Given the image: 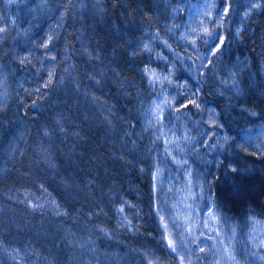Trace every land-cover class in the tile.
I'll use <instances>...</instances> for the list:
<instances>
[{
	"label": "trees",
	"instance_id": "16d2710c",
	"mask_svg": "<svg viewBox=\"0 0 264 264\" xmlns=\"http://www.w3.org/2000/svg\"><path fill=\"white\" fill-rule=\"evenodd\" d=\"M184 4L185 0H71L65 11L60 0H27L11 8L0 0L7 28L0 41V264H145L142 255L149 249L165 259L149 170L156 163L164 176L176 175L177 169L170 163L165 167L156 151H150L154 137L143 127V113L156 97L142 69L166 72L175 61L174 78L190 75L186 65L192 62L181 64L162 43L167 40L181 56L192 54L178 41L189 18ZM177 7L183 11L173 19ZM234 10L224 29L227 51L214 69L209 67L213 74L201 77L200 92L202 107L219 113L223 128L216 129L218 134L233 139L223 148H198L188 160L193 179L204 185L200 206L209 196L216 201L228 223L238 226L236 246L241 248L248 237L240 227L249 216L264 219V156L249 155L253 149L246 152L236 146L243 130L256 133L264 125V10L243 18L238 0ZM174 23L180 28L167 32ZM237 28H242L239 37ZM50 30L58 36L57 59L45 60L41 68L42 51L34 45ZM156 33L161 39L151 41L152 53L139 48ZM28 50L31 62L20 63ZM157 53L167 56L168 63L157 59ZM48 63L57 64L56 74L53 84L43 88L40 80L47 82ZM222 79L227 86L219 83ZM253 111L258 115H250ZM202 116L206 113L193 109L185 118L194 136L207 128ZM194 121H201L200 128ZM186 179L181 175L173 184L179 188ZM167 184L166 180L160 200L174 195L167 192ZM121 200L135 206L126 208V214L138 231L117 227L115 211ZM53 202L69 215H57ZM36 204L42 207L34 209ZM93 208L108 216L103 221L89 217ZM99 222L114 232L113 239L89 231ZM89 240L94 251L81 247ZM13 250L19 251L16 258L10 255ZM248 250L264 254L252 244ZM197 264H209V259Z\"/></svg>",
	"mask_w": 264,
	"mask_h": 264
},
{
	"label": "snow or ice",
	"instance_id": "6c2138e0",
	"mask_svg": "<svg viewBox=\"0 0 264 264\" xmlns=\"http://www.w3.org/2000/svg\"><path fill=\"white\" fill-rule=\"evenodd\" d=\"M9 8L26 3L27 0H3ZM61 4L66 6L71 0H60ZM82 2V0H81ZM239 7L244 10L243 18H248L253 10H264V0H238ZM47 0H41V4H46ZM237 0H198V3L192 4L191 0H185L184 7L188 8V19L184 23L181 35L178 41L182 42V47L187 52L191 49V55L181 56L179 52L173 50L172 44L167 40H162L164 46L173 52L176 60L184 64L185 60L191 61L186 65L187 72L190 74L187 78H174L176 76L175 61H173L166 72L157 71L151 67L142 69L146 77V82L152 89L155 99L151 102L147 111L143 113V127L150 131L154 137L152 140V149L156 151L157 156L162 162L174 165L177 169L176 175H163V169L159 163L154 164L153 169L149 170L152 180V191L157 197L154 203V211L158 220L160 231V240L168 250L171 260L174 264H197L204 259H209V264H241V257L244 264H264V254L260 251H249L248 244L255 248L264 250V219L255 216H249L247 222L240 227V231L248 237V243L243 247L237 248V227L228 223V218L223 216L219 205L209 196L207 202L200 206L199 201L204 200V185L199 180L193 179L192 165L189 163L188 156L196 155L198 148H208L213 150L223 148L232 136L219 133L216 129H222L223 125L219 123L217 113L214 107H202L200 102V92L202 89L201 77L212 75L209 67H216V63L221 60L227 51L224 29L227 23H231V14L234 13V4ZM183 11V7L173 9V19ZM61 21L63 14L61 15ZM4 16L0 15V41L4 39L2 35L7 31L4 26ZM15 24V20L9 21ZM59 26V25H58ZM180 28L179 24H172L167 27L169 33L175 32ZM242 28H237L235 36L239 37ZM58 39L55 31H49L44 34L43 39L34 45V49L42 51L39 57L41 68L45 67V60L55 62L57 57L55 53V41ZM159 33L153 34L147 41L142 40L139 48L148 53L153 52L151 46L152 40H160ZM204 49L202 51L201 49ZM135 54V53H133ZM32 50H28L26 55H22L20 63L31 62ZM157 59L168 63V57L161 53L156 54ZM215 58V60H213ZM197 61L199 63H197ZM243 66L241 62V67ZM56 63L46 65V80H40L43 88H49L53 84L56 74ZM67 70V69H65ZM102 77V74H100ZM235 86L234 74H230ZM195 80V84L191 80ZM99 79L96 83L99 84ZM63 83V80L60 81ZM220 84L228 85L227 80H220ZM36 91H40L37 88ZM223 94V93H221ZM193 109L198 112H205L206 116L201 117V121L207 124V128H200L201 121H194L193 126L200 128L196 135L185 123V118L193 115ZM250 115H258L251 112ZM177 123L180 128H177ZM181 129H183L181 131ZM179 133V134H178ZM48 133H45L47 135ZM210 142V143H206ZM237 147L243 151H248L249 155L264 156V125L256 133L248 129L243 130L240 139L237 140ZM144 171V169H140ZM236 172L235 167L232 168ZM184 176L187 179L176 188L173 181ZM167 180V192L173 193V197H167L160 200L159 197L164 194L165 181ZM198 189V190H195ZM170 200L174 202L170 203ZM42 205H33L34 209L41 208ZM57 215L68 216L67 211H61L60 206L53 202ZM135 207L129 201L121 200L116 208L115 214L118 216L117 227L125 231H138V226H134L133 221L126 214V208ZM89 217L97 216L101 221L108 216L102 209L97 212L95 208L87 213ZM139 215V212L135 213ZM250 229V231H249ZM90 232L98 233L105 239H113L114 232L104 225L103 222L95 223L89 227ZM212 241L213 243H209ZM94 242L89 240L81 242V247L94 251ZM2 247V241H0ZM138 251V250H133ZM203 254V255H201ZM13 258L19 255L18 250L10 253ZM145 264H161L158 257L153 256L151 252H145L142 255Z\"/></svg>",
	"mask_w": 264,
	"mask_h": 264
},
{
	"label": "rangeland",
	"instance_id": "374dc122",
	"mask_svg": "<svg viewBox=\"0 0 264 264\" xmlns=\"http://www.w3.org/2000/svg\"><path fill=\"white\" fill-rule=\"evenodd\" d=\"M161 247H163V249H164V255L163 256L165 257V259H163L162 257H159L161 254L158 251H156L155 249H149L146 252H151L153 254V256L158 257L161 264H174V261L171 260V257L169 255L168 250L164 247V245L162 243H161Z\"/></svg>",
	"mask_w": 264,
	"mask_h": 264
}]
</instances>
